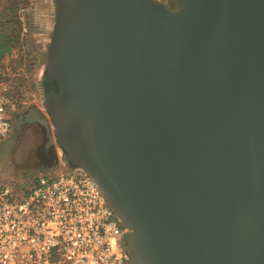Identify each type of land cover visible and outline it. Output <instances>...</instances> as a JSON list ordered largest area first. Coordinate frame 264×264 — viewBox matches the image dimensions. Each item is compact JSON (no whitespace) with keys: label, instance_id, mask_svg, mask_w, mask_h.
Segmentation results:
<instances>
[{"label":"water","instance_id":"95a60500","mask_svg":"<svg viewBox=\"0 0 264 264\" xmlns=\"http://www.w3.org/2000/svg\"><path fill=\"white\" fill-rule=\"evenodd\" d=\"M53 3L50 141L97 183L131 263L264 264V0Z\"/></svg>","mask_w":264,"mask_h":264},{"label":"built area","instance_id":"2783aa9c","mask_svg":"<svg viewBox=\"0 0 264 264\" xmlns=\"http://www.w3.org/2000/svg\"><path fill=\"white\" fill-rule=\"evenodd\" d=\"M19 18L25 48L29 25ZM20 104L0 79V142L11 134ZM20 188L0 181V264H132L127 230L86 172L62 167Z\"/></svg>","mask_w":264,"mask_h":264},{"label":"rangeland","instance_id":"374dc122","mask_svg":"<svg viewBox=\"0 0 264 264\" xmlns=\"http://www.w3.org/2000/svg\"><path fill=\"white\" fill-rule=\"evenodd\" d=\"M163 1L172 5L175 3V0ZM14 12L29 25L25 38L26 47H16L3 57L0 62V79L9 84L14 95L19 96L23 102L20 107L23 104L32 110L36 108L39 115L34 110V116L37 117L22 124L16 142L9 149L0 142V181L22 193L20 186L27 185L32 180L31 174L36 169L49 173L62 168L61 164L46 166L44 156L48 154L53 161L57 158V162H60L63 151L55 141H50L49 135L53 136L52 125L48 113L40 106L41 99L37 89V75L46 63L44 51L50 39L55 5L53 0H0V32L6 33L15 29L11 24ZM20 107L18 108L22 110ZM37 118L47 121L48 124L38 122Z\"/></svg>","mask_w":264,"mask_h":264},{"label":"flooded vegetation","instance_id":"af4514ba","mask_svg":"<svg viewBox=\"0 0 264 264\" xmlns=\"http://www.w3.org/2000/svg\"><path fill=\"white\" fill-rule=\"evenodd\" d=\"M155 1H163V0H155ZM169 6H170V8H173V7H175V3L172 5V4H168ZM43 70L42 69H40L39 70V73H38V80H40L41 78V83H42V87H43V93H44V95H48V94H50V93H52V92H55V91H57L58 90V86H57V83L54 81V80H51V79H49V77L45 74V72L43 73L42 72ZM21 101V100H20ZM21 103H23L22 101H21ZM20 107V106H19ZM20 108H22V110H20L19 108L18 109H16V111L14 112V114L15 115H18V114H28V117L30 118V119H34V118H36L37 117V115L36 116H34V114H36L35 113V111L34 110H32V108L30 107H28V106H26V105H24L23 106V104H22V106L20 107ZM37 124V123H36ZM63 155V154H62ZM61 155V156H62ZM60 162H57V158H55L54 159V161L52 160V157H50L48 154L46 155L45 154V156H44V163H45V165L46 166H48L49 164H53V167L55 166V165H58V164H61L62 166L61 167H64V165L62 164V161H61V159L59 160ZM71 167V166H70ZM52 168V167H51ZM50 168V169H51ZM52 170V169H51ZM41 170H39V169H36L35 171H33L32 172V179L38 174V173H42V172H40Z\"/></svg>","mask_w":264,"mask_h":264},{"label":"trees","instance_id":"16d2710c","mask_svg":"<svg viewBox=\"0 0 264 264\" xmlns=\"http://www.w3.org/2000/svg\"><path fill=\"white\" fill-rule=\"evenodd\" d=\"M18 3L15 4V10H17ZM14 10V11H15ZM17 12V11H16ZM12 22L15 27L12 31L0 32V62L5 55H9L16 47H21L20 42V21L17 14L14 12Z\"/></svg>","mask_w":264,"mask_h":264}]
</instances>
